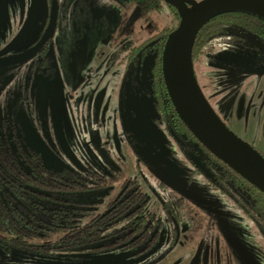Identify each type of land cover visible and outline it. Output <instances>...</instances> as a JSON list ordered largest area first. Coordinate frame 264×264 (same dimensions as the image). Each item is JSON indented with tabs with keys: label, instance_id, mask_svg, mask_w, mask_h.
<instances>
[{
	"label": "rangeland",
	"instance_id": "obj_1",
	"mask_svg": "<svg viewBox=\"0 0 264 264\" xmlns=\"http://www.w3.org/2000/svg\"><path fill=\"white\" fill-rule=\"evenodd\" d=\"M157 13L145 14L127 0H0V61H10L0 63V113L7 116L23 94L20 103L31 124L54 152L74 171L94 170L105 179L102 186L88 180L85 191L62 195L67 201L50 205L62 204L80 224L101 211L128 177L142 187L145 211L162 219L156 193L178 194L182 215L172 247L166 246L169 225L164 222L157 240L137 252L139 245L10 249L0 250V264H264V239L250 219L214 194L201 176L180 183V170L186 174L191 164L184 165L191 145L172 142L152 128L149 99L133 86V81L146 83L147 61L136 76L122 47L155 31L167 8ZM40 45L46 49L43 58L32 51ZM253 45L252 39L214 38L192 69L219 119L264 154V48ZM42 59L44 73L38 70ZM54 237L38 232L29 243L53 244Z\"/></svg>",
	"mask_w": 264,
	"mask_h": 264
},
{
	"label": "trees",
	"instance_id": "obj_2",
	"mask_svg": "<svg viewBox=\"0 0 264 264\" xmlns=\"http://www.w3.org/2000/svg\"><path fill=\"white\" fill-rule=\"evenodd\" d=\"M127 1L145 14H158L162 6L167 8L163 23L156 26L155 31L140 41H129L123 49L127 61L133 64L137 60L140 64L147 61L145 93L154 110L149 120L169 139L178 135L190 143L188 154L193 159L186 170L188 180L201 176L214 194L229 200L244 218L250 219L264 239V193L195 140L176 116L165 93L160 53L165 35L178 21L176 10L162 0ZM223 37L231 42L252 39L254 49H258L255 43L264 48V17L243 9H231L210 18L197 29L192 39L191 62L207 49L210 40ZM151 39L155 41L146 46ZM4 132L0 125V250L25 251L45 247L63 250L87 247L93 250L102 247L134 248L139 245L137 252L147 249L157 240L163 221L154 213L144 210L146 200L138 187L118 201L106 202L101 211L76 224L62 204L50 205L45 198L49 196L67 201L62 195L88 188V180L99 185L104 180L103 176L89 169L79 176L70 171L60 173L47 170L36 153L22 150L11 130L8 136ZM260 154L264 157V154ZM180 199L178 195L167 196V200H163L174 204L173 208L167 210L165 204L160 208L164 221L170 224L168 247L174 244V227L170 217L174 218L178 227L182 223ZM43 231L55 235L54 243L42 240L37 246L30 245L29 240Z\"/></svg>",
	"mask_w": 264,
	"mask_h": 264
},
{
	"label": "water",
	"instance_id": "obj_3",
	"mask_svg": "<svg viewBox=\"0 0 264 264\" xmlns=\"http://www.w3.org/2000/svg\"><path fill=\"white\" fill-rule=\"evenodd\" d=\"M162 1L171 5L178 16L175 27L165 35L160 53L164 90L176 116L208 152L264 193V157L231 132L208 105L196 83L190 56L192 39L204 22L231 9H243L264 17V0ZM154 41L150 40L145 45ZM138 64L135 65L136 76ZM119 114L123 125L120 107ZM15 118L25 146L39 155L43 168L55 171L67 168L41 141L20 108L16 110ZM174 227L176 234L177 226Z\"/></svg>",
	"mask_w": 264,
	"mask_h": 264
},
{
	"label": "flooded vegetation",
	"instance_id": "obj_4",
	"mask_svg": "<svg viewBox=\"0 0 264 264\" xmlns=\"http://www.w3.org/2000/svg\"><path fill=\"white\" fill-rule=\"evenodd\" d=\"M49 7V4L47 5V8ZM46 18H48L47 16H45ZM46 33V32H45ZM39 39H40V37L39 38H37L35 41H33L32 42V44L33 45H35L36 43H38L39 42ZM151 40H154V39H151ZM44 41H42L41 43H43ZM149 42V41H148ZM147 43V42H146ZM128 46V45H127ZM126 47V44H123V47H122V50L124 49ZM46 49L44 48V47H41V45H40V47L39 48H33L32 49V51L33 52H40L39 53V55H43V53H44V51H45ZM28 51V49L27 50H24V52H27ZM25 55V54H24ZM42 58H43V56H42ZM125 61H126V63L127 64H131V66H132V70H131V72L132 73H134V71H135V69H134V67H135V65H136V63L138 62L139 64H138V66L140 65V62L137 60V61H135L134 62V64L132 63V61H127L126 59H125ZM3 62L4 61H0V63L1 64H3ZM44 62V60L42 59L41 61H39V64H38V70H39V72L40 71H43V73H44V71L47 69V66L43 63ZM4 63H10V61H7V62H4ZM0 64V65H1ZM51 75V74H50ZM133 75V74H132ZM137 75H138V72H137ZM52 76V75H51ZM132 80H133V78H132ZM133 83V86H135V87H137V89H139L140 90V93H139V95H141V92H143L144 94H145V96L149 99V96L148 95H146V93H145V86H146V83L144 84V85H142L141 83H136L135 81H133L132 82ZM57 94H60V95H63L64 94V92H62V90H58V92H57ZM23 99V94H21L20 95V97L18 98V100H17V103H16V101H15V103H13V104H11V106H10V109H9V113L7 114V116H5V115H3V114H1L0 113V125H2V129L5 131L4 133H5V135H7L8 136V131H12L13 132V135L15 136L14 138L16 139V141L17 142H19V144L21 145V147H22V150H24L25 152H27L28 150H32V149H30V148H28V147H26L25 146V144H24V140H23V135H22V133H21V129H20V126L18 125V123H17V121H16V118H15V112H16V110L18 109V108H20L23 112H24V114L26 115V117H27V119H28V122H29V124L31 125V127L33 128V130L35 131V133L38 135V137L41 139V141H43L47 146H48V148L51 150V152L58 158V159H60L63 163H65L60 157H59V155H57L55 152H54V150L46 143V140L45 139H43L39 134H38V132H37V130L35 129V127L31 124V122H30V120H29V117H28V115L26 114V110L24 109V106H22L21 105V103H20V101ZM29 101H30V103H29V106H31V107H35L34 106V101L29 97ZM84 101V100H83ZM20 103V104H19ZM119 107L121 108V111H122V105H121V101L119 100ZM150 103V102H149ZM84 104L87 106V103H85L84 102ZM153 112H154V110H153V107L151 106V104H150V114L153 116ZM120 115V114H119ZM123 115V114H122ZM151 116H148V119L150 118ZM4 120H9L8 121V123H6ZM149 122L151 123V126H152V128L154 127V125H153V123L151 122V120H149ZM122 124V123H121ZM124 125V124H123ZM125 128V127H124ZM154 128H158V127H154ZM172 136H174L173 134H171ZM166 137H168L169 138V136H167L166 135ZM169 140H171L172 142H178V143H183V142H187L186 140H184L183 138H181L180 136H174V137H172V138H170ZM7 141L8 142H10V140L9 139H7ZM184 146V145H183ZM254 148V147H253ZM33 151V150H32ZM34 152V151H33ZM34 153H36V152H34ZM37 154V153H36ZM38 155V154H37ZM186 157L187 158H185V160H187V161H184V165H188V164H186L187 162H190L191 164H192V159L193 158H191V156L188 154V155H186ZM38 158H39V155H38ZM39 160H40V158H39ZM41 163V162H40ZM66 164V163H65ZM191 164H189V165H191ZM67 165V168H62L61 170H57V172H60V173H62V172H65V171H70L71 173L73 172V173H75V175H82V173H83V171H85V170H82V171H73L72 170V168H71V166H69L68 164H66ZM90 170V169H89ZM92 171H94V170H92ZM183 171H184V169H182V170H180V174H178V180H180V177H181V175H182V177H181V181H180V183L181 184H188L189 182H191V179L190 180H188V176H187V172H186V174H184L183 173ZM95 172V171H94ZM99 174V173H98ZM99 175H102L103 176V178H104V175L103 174H99ZM105 180V179H104ZM103 180V181H104ZM103 181L102 182H100L101 183V185H103L102 183H103ZM94 182V181H93ZM134 182V178H131V179H129L128 177H126V178H124L123 180H122V182H121V184H120V186H119V188H118V191H117V193L116 194H114L113 196H111L110 197V199H108L106 202H108V201H112V200H116V201H118L119 199H121L123 196H125V195H127L128 193H130V191H132L133 189H135L136 187H138L139 189H140V191L143 193V196H144V199L145 200H147L146 199V197H145V193L143 192V190H142V187L140 186V185H132V183ZM183 182V183H182ZM86 183V182H85ZM96 183V182H95ZM99 183V184H100ZM87 184V183H86ZM97 184V183H96ZM88 186H90L89 184H87ZM87 189V188H86ZM86 189H84V190H80V191H77V192H83V191H85ZM120 190V191H119ZM151 192H154V191H156L154 188L153 189H151L150 190ZM165 194L167 195V193L165 192ZM176 195H178V194H176ZM47 196H48V194H47ZM163 196H164V192H163ZM180 198H181V196L180 195H178ZM156 199H157V201H158V203H159V208H161L162 207V205L163 204H165L166 205V209L167 210H171L172 208H173V206H174V204H172V203H168V202H164V200L163 199H166L167 200V197H161L160 195H158L157 193H156ZM45 200H49V202L51 203V204H54V202H55V199L54 198H51V197H46L45 198ZM106 202L104 203V206H105V204H106ZM144 206V210H145V205H146V203H144L143 204ZM180 205H181V203H180ZM49 207V206H48ZM158 208V209H159ZM161 211V210H160ZM162 213V212H161ZM182 216V215H181ZM163 217V216H162ZM162 221H163V223L165 222L166 224H168L169 225V227H170V224L167 222V221H164V218H162L161 219ZM170 222H172V225H173V227H174V225H176L177 226V233L175 234V227H174V238H173V242H174V244H176V242H177V238L179 237V235H180V227H178V225L176 224V222H175V220H174V218L171 216L170 217ZM192 229V228H191ZM190 237L191 236H189V235H187V236H185V238H188V239H190ZM169 241H170V234H169V229H168V237H167V240H166V246H168V243H169ZM173 246V245H172Z\"/></svg>",
	"mask_w": 264,
	"mask_h": 264
}]
</instances>
